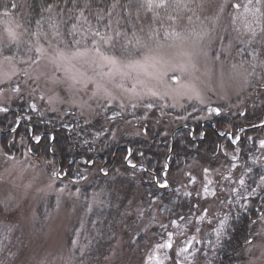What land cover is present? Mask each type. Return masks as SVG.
I'll list each match as a JSON object with an SVG mask.
<instances>
[{
    "label": "rangeland",
    "instance_id": "374dc122",
    "mask_svg": "<svg viewBox=\"0 0 264 264\" xmlns=\"http://www.w3.org/2000/svg\"><path fill=\"white\" fill-rule=\"evenodd\" d=\"M159 2L154 0L151 8ZM237 4L239 8L234 7ZM151 8L154 24L144 29L136 26L132 37L112 25L99 36L97 30L82 31L78 25L71 47L61 38L59 21L49 20L30 39L21 19L0 14V46H31L24 59L0 54V114L12 104L27 101L37 112L50 108L90 120L101 105L122 114H136L140 107L149 114L160 103L175 111L195 105L207 114L200 118L210 119L218 114L209 109H221L215 104L218 101H231L251 86L264 84V0H165L156 12ZM261 141L249 163L234 159L233 167L224 169L231 172L222 177H216L218 171L201 172L204 188L198 192L209 203L198 216L166 228L155 210L154 218L141 228L148 236L145 244L149 243L143 254L130 252L120 240L109 264H213L230 221L263 205ZM39 161L29 155L13 157L0 149V264L6 254L7 264H21L20 260L78 264L77 256L91 235L80 215L82 201L91 214L101 205L99 198L79 199L82 191L58 187L54 178L60 173L51 174L47 164ZM199 179L191 170L183 177L188 187ZM260 215L244 264H264V211ZM12 242L16 244L10 249Z\"/></svg>",
    "mask_w": 264,
    "mask_h": 264
},
{
    "label": "trees",
    "instance_id": "16d2710c",
    "mask_svg": "<svg viewBox=\"0 0 264 264\" xmlns=\"http://www.w3.org/2000/svg\"><path fill=\"white\" fill-rule=\"evenodd\" d=\"M151 9L156 12L157 6ZM0 14L21 19L30 39L44 30L41 26L49 20L59 21L61 38L69 47L74 45L71 36L78 25L82 31L97 30L99 34L112 25L132 37L136 26L144 29L154 24L147 0H0ZM82 16L87 18L78 20ZM21 44H1L0 54L24 59L31 54V46ZM234 51L236 55L238 46ZM258 57L262 59V54ZM261 77L264 82V73ZM215 104L221 107L220 114H212L210 119L200 118L207 114L195 105L175 111L156 103L149 114L140 107L136 114H122L117 108L101 105L94 113L96 117L89 120L76 112L60 114L50 108L37 112L23 101L0 114V149L13 157L29 155L46 163L51 174L60 173L54 178L58 187L83 192L79 199L99 198L101 205L91 214L82 201L80 215L91 235L76 262L109 264L120 240L130 252L143 254L149 243L145 244L148 236L141 228L154 218L155 210H159L166 228L198 216L209 203L198 192L204 188L202 171H218L216 177L220 178L231 172L224 169L233 167L234 159L249 163L256 155L258 139H264V84ZM183 125L186 127L178 130L173 140L174 132ZM226 133H231L232 139L222 135ZM129 149L131 164L125 159ZM189 170L200 179L188 187L183 177ZM261 201L262 206L257 202L259 210L243 212L230 221L213 264L246 262V248L255 240L262 221L264 199ZM13 242L10 249L16 244ZM8 256L2 264H7Z\"/></svg>",
    "mask_w": 264,
    "mask_h": 264
},
{
    "label": "snow or ice",
    "instance_id": "6c2138e0",
    "mask_svg": "<svg viewBox=\"0 0 264 264\" xmlns=\"http://www.w3.org/2000/svg\"><path fill=\"white\" fill-rule=\"evenodd\" d=\"M153 2H154V0H148V6H149V8H151V7L153 6ZM257 2L259 3V0H257ZM249 3H251V0H249ZM164 5H165V0H160L159 4H156L157 7H163ZM49 7H51V5H49ZM113 7H115V5H113ZM234 7L239 8L240 5L237 4V5H234ZM246 10L251 11V9H247V6H246ZM259 11H260L259 8H256V9H255V12H259ZM81 15H83L82 12H81ZM172 19H175V18L173 17ZM74 27H75V26H74ZM96 35L99 36L100 34L97 32ZM113 62H114V61H113ZM202 102H203V101H202ZM33 107H34V106H33ZM148 107L151 108L152 105H148ZM209 112H210V113H211V112H215V113L219 114L220 109H219V108L209 109ZM201 135H203V133H201ZM261 144L264 145V141H261ZM131 155H132V150L129 149V150H128V155L125 156V159L128 161L129 164L132 163L131 160L129 159V156H131ZM132 166L135 167V165H132ZM262 179H264V177H262ZM241 183H243V181H241ZM162 186H163V185H162ZM169 246H170V245H169Z\"/></svg>",
    "mask_w": 264,
    "mask_h": 264
},
{
    "label": "water",
    "instance_id": "95a60500",
    "mask_svg": "<svg viewBox=\"0 0 264 264\" xmlns=\"http://www.w3.org/2000/svg\"><path fill=\"white\" fill-rule=\"evenodd\" d=\"M185 126H181V127H179L176 131H178V130H180V129H182V128H184ZM175 134H176V132H174V135H173V140H174V136H175Z\"/></svg>",
    "mask_w": 264,
    "mask_h": 264
}]
</instances>
